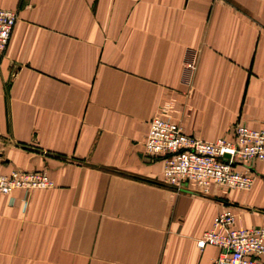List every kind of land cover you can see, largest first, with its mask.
I'll return each mask as SVG.
<instances>
[{
  "label": "crops",
  "instance_id": "1",
  "mask_svg": "<svg viewBox=\"0 0 264 264\" xmlns=\"http://www.w3.org/2000/svg\"><path fill=\"white\" fill-rule=\"evenodd\" d=\"M0 175L54 187L0 194V264H214L196 241L225 210L264 227V162L248 190L163 185L145 154L166 104L186 134L264 128V0H0ZM189 64L192 70L188 71ZM264 261V257L262 258Z\"/></svg>",
  "mask_w": 264,
  "mask_h": 264
},
{
  "label": "built area",
  "instance_id": "2",
  "mask_svg": "<svg viewBox=\"0 0 264 264\" xmlns=\"http://www.w3.org/2000/svg\"><path fill=\"white\" fill-rule=\"evenodd\" d=\"M16 21L15 12L0 9V57L9 45ZM192 68L189 65L187 69ZM144 151L162 159V183L176 191L205 194L213 185L248 190L252 184L250 174L237 168L250 161L264 162V128L237 124L230 139L204 141L186 134L173 121L171 106L166 104L149 122ZM54 186L42 171L12 170L0 175L2 195ZM234 223L230 210L220 213L213 219L211 228L196 241L197 248H218L220 253L214 264H264V227L235 228Z\"/></svg>",
  "mask_w": 264,
  "mask_h": 264
},
{
  "label": "rangeland",
  "instance_id": "3",
  "mask_svg": "<svg viewBox=\"0 0 264 264\" xmlns=\"http://www.w3.org/2000/svg\"><path fill=\"white\" fill-rule=\"evenodd\" d=\"M189 65H192V64H189ZM190 71V70H189Z\"/></svg>",
  "mask_w": 264,
  "mask_h": 264
}]
</instances>
